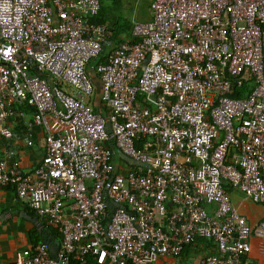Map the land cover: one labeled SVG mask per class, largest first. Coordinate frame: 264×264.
Listing matches in <instances>:
<instances>
[{"label": "built area", "instance_id": "built-area-1", "mask_svg": "<svg viewBox=\"0 0 264 264\" xmlns=\"http://www.w3.org/2000/svg\"><path fill=\"white\" fill-rule=\"evenodd\" d=\"M149 9L131 21L136 43L111 45L99 0H0V137L28 116L44 134L33 172L0 156V189L38 236L13 264H156L199 240L216 250L200 264H242L255 241L264 251V222L231 204L264 207V0Z\"/></svg>", "mask_w": 264, "mask_h": 264}, {"label": "crops", "instance_id": "crops-1", "mask_svg": "<svg viewBox=\"0 0 264 264\" xmlns=\"http://www.w3.org/2000/svg\"><path fill=\"white\" fill-rule=\"evenodd\" d=\"M29 121H31L30 116L24 120L16 117L8 120L13 137L10 139L0 137V156L9 164L19 163L24 171L33 172L44 156V134L40 128L29 126ZM28 137L34 138L33 146L27 145ZM126 165L132 167L128 162ZM232 198L235 200L234 204L231 200L232 206L252 228L264 222V207L252 205L251 209L246 208L247 201L237 193H233ZM33 222V212L26 204L18 201L14 189L12 187L0 189V264H13L16 252L32 245V234L37 235L33 229ZM12 223L20 226L27 238L23 244L17 246L12 244L13 252L11 250L10 253H3L4 243H8L6 239L9 237V226ZM254 243L252 252L243 258L242 264H257L264 256L261 247L256 241ZM211 255H216L213 243L210 240H199L186 248L179 258L159 257L156 259V264H200L203 258Z\"/></svg>", "mask_w": 264, "mask_h": 264}, {"label": "trees", "instance_id": "trees-1", "mask_svg": "<svg viewBox=\"0 0 264 264\" xmlns=\"http://www.w3.org/2000/svg\"><path fill=\"white\" fill-rule=\"evenodd\" d=\"M123 1H130V0H118V1L99 0L100 10L98 15L93 19L95 23L105 27L107 31H109L110 33L109 42L110 44L113 45H116L121 42H127L133 44L138 41V39L134 37L131 32V18L125 17V14L122 12ZM148 8H150V6ZM145 16L146 15H144V17ZM147 20L149 19H145V21ZM108 51L109 48L107 49V46H103V50L100 56L94 61V63L103 62L105 55L107 54ZM250 89H251L250 87H242L240 89H236L235 97L237 98L243 97L246 92L250 91ZM135 147L139 149L141 148V144L135 143ZM45 229L52 241H56L58 239V235L56 234V231L54 229L50 227H46ZM37 239L38 236L32 234V244ZM67 264H79V263L75 260L70 259Z\"/></svg>", "mask_w": 264, "mask_h": 264}, {"label": "rangeland", "instance_id": "rangeland-1", "mask_svg": "<svg viewBox=\"0 0 264 264\" xmlns=\"http://www.w3.org/2000/svg\"><path fill=\"white\" fill-rule=\"evenodd\" d=\"M149 1L151 2V0L123 1L122 12L125 14V17L131 18V21L132 20L145 21V19H149V17L151 16L150 9L148 8L150 6ZM144 15H146V16L144 17ZM107 49H108V47H107ZM94 61H92L90 63V67L98 64V63H94ZM88 75L90 76V78L92 79V81L95 84H98V80H97L96 76L94 75L92 68L88 69ZM96 94H98V91H96ZM95 96L97 97V95H95ZM90 103H92V105L95 107H97V105L99 106V104H97L98 103L97 98H96V100H94L93 102H90ZM115 163H116V159H115ZM231 200H233L232 204H234L235 200L233 198ZM252 205H254V204L247 202L246 208L251 209ZM24 233H25L24 230L22 228H20V226H17L16 224L12 223L9 226V232H8L9 237H7V239H6V241L8 243H4V248H3L2 252L3 253H10L11 250L13 252L14 250L12 248H14V247L12 246V244L17 246V245L25 243V241H26L25 239L27 238V235ZM12 241H13V243H11Z\"/></svg>", "mask_w": 264, "mask_h": 264}, {"label": "water", "instance_id": "water-1", "mask_svg": "<svg viewBox=\"0 0 264 264\" xmlns=\"http://www.w3.org/2000/svg\"><path fill=\"white\" fill-rule=\"evenodd\" d=\"M44 241H46L47 243H50V239L48 238V239H46V240H44ZM54 251H55V248L52 246V244L49 246V253L51 254V255H53L54 254Z\"/></svg>", "mask_w": 264, "mask_h": 264}]
</instances>
